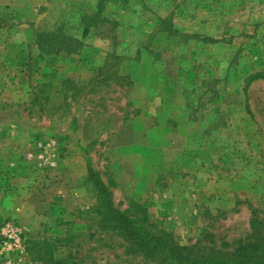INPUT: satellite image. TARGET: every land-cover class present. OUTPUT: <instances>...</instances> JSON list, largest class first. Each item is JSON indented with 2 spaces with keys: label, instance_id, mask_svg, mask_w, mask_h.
Wrapping results in <instances>:
<instances>
[{
  "label": "rangeland",
  "instance_id": "374dc122",
  "mask_svg": "<svg viewBox=\"0 0 264 264\" xmlns=\"http://www.w3.org/2000/svg\"><path fill=\"white\" fill-rule=\"evenodd\" d=\"M54 30L85 46L41 55ZM89 170L181 246L248 240L264 212V0H0V264H43L29 241L55 261L146 264L100 230Z\"/></svg>",
  "mask_w": 264,
  "mask_h": 264
},
{
  "label": "trees",
  "instance_id": "16d2710c",
  "mask_svg": "<svg viewBox=\"0 0 264 264\" xmlns=\"http://www.w3.org/2000/svg\"><path fill=\"white\" fill-rule=\"evenodd\" d=\"M104 1L116 4L127 2V0ZM36 43L39 53L43 56L57 55L61 52L78 54L85 46L80 40L66 35L61 30L38 32ZM261 77H263L261 74L250 75L245 80L246 86ZM88 180L101 200V207L97 213L100 230L121 239L125 243L124 254L128 257H140L146 264H264V212L252 211L248 240L238 241L233 251L216 250L213 246V237L209 235L204 237L205 240L210 238L209 242L213 245L209 247L201 246V243L181 246L174 241L170 233L156 228L150 221L146 209L140 204L131 203L124 211L115 208L112 204V193L92 170L88 171ZM49 243L28 242L29 250L34 251L32 255L37 261L43 264H75L71 255L66 260L55 261Z\"/></svg>",
  "mask_w": 264,
  "mask_h": 264
}]
</instances>
